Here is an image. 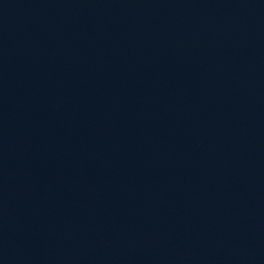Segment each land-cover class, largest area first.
I'll return each instance as SVG.
<instances>
[{
	"label": "water",
	"instance_id": "water-1",
	"mask_svg": "<svg viewBox=\"0 0 264 264\" xmlns=\"http://www.w3.org/2000/svg\"><path fill=\"white\" fill-rule=\"evenodd\" d=\"M0 264H264V0H0Z\"/></svg>",
	"mask_w": 264,
	"mask_h": 264
}]
</instances>
